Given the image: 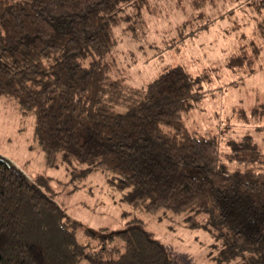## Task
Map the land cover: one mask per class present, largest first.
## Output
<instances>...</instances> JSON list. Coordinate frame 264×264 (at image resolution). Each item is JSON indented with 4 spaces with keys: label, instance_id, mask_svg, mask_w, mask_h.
<instances>
[{
    "label": "trees",
    "instance_id": "1",
    "mask_svg": "<svg viewBox=\"0 0 264 264\" xmlns=\"http://www.w3.org/2000/svg\"><path fill=\"white\" fill-rule=\"evenodd\" d=\"M150 1L0 0V94L35 113L48 166H86L75 177L112 171L109 181L125 203L151 213L190 211L186 222L209 225L223 260L264 264L263 148L246 135L231 141L227 154L221 135L202 134L185 120L220 90L204 89L210 71L194 75L176 65L143 88L129 87L114 59L117 29L133 31ZM251 1L264 11V0ZM192 2L203 17L208 0ZM129 8L133 14L125 16ZM239 51L229 67H252ZM254 115L264 130V102ZM50 181L39 175L30 182L0 156V264H175L137 217L109 236L119 235L121 247L89 252L78 240L79 223L52 198Z\"/></svg>",
    "mask_w": 264,
    "mask_h": 264
},
{
    "label": "rangeland",
    "instance_id": "2",
    "mask_svg": "<svg viewBox=\"0 0 264 264\" xmlns=\"http://www.w3.org/2000/svg\"><path fill=\"white\" fill-rule=\"evenodd\" d=\"M149 7L142 10L141 18L133 19V31L122 26L116 32L119 43L114 59L125 71L126 86L143 88L176 65H184L194 75L210 71L204 89L220 90L208 93L185 116L188 126L202 134L221 135L227 154L231 153L230 142L239 144L246 135L264 150L262 122L254 115L256 106L264 102V11H258L251 0H208L200 9L201 18L192 0H151ZM229 10L230 14L220 17ZM131 14L133 10L127 9L125 16ZM206 24L204 30L188 37ZM172 44L176 47H168ZM241 47L252 67L230 68V57L239 56ZM35 127L32 110L14 96L0 94V156L30 182L36 183L39 175L50 178L52 198L79 223L78 240L89 252L121 247L119 235L109 236L127 228V222L137 217L166 246L175 264L237 263L222 259L221 241L209 225L202 222L192 227L186 222L190 211L151 213L134 208L109 181L116 176L109 170L92 169L84 177H75L74 171L79 173L86 166L61 160L48 166ZM229 166L236 169L239 165ZM80 264L90 263L83 260Z\"/></svg>",
    "mask_w": 264,
    "mask_h": 264
}]
</instances>
